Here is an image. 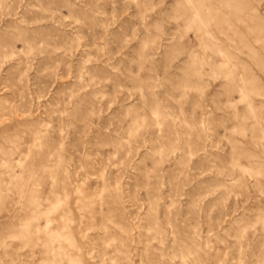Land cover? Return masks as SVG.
Instances as JSON below:
<instances>
[{"label":"rangeland","instance_id":"1","mask_svg":"<svg viewBox=\"0 0 264 264\" xmlns=\"http://www.w3.org/2000/svg\"><path fill=\"white\" fill-rule=\"evenodd\" d=\"M0 264H264V0H0Z\"/></svg>","mask_w":264,"mask_h":264}]
</instances>
